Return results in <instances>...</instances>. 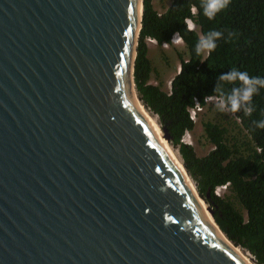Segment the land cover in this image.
Here are the masks:
<instances>
[{
    "label": "water",
    "instance_id": "water-1",
    "mask_svg": "<svg viewBox=\"0 0 264 264\" xmlns=\"http://www.w3.org/2000/svg\"><path fill=\"white\" fill-rule=\"evenodd\" d=\"M143 16L0 0V264H246L138 107Z\"/></svg>",
    "mask_w": 264,
    "mask_h": 264
},
{
    "label": "trees",
    "instance_id": "trees-1",
    "mask_svg": "<svg viewBox=\"0 0 264 264\" xmlns=\"http://www.w3.org/2000/svg\"><path fill=\"white\" fill-rule=\"evenodd\" d=\"M153 2L144 0L134 75L139 98L167 130L221 230L257 264H264V129L253 123L264 120V89L254 96L250 115L242 110L221 111L214 105L216 120L203 123L214 146L207 156L199 157L193 146L182 143L185 133L195 129L189 112L195 99L205 107L206 97H218L214 87L220 75L237 68L264 77V0H231L211 21L203 15L200 0H172L164 13H159ZM188 20L196 29L189 28ZM212 30L223 31L224 37L213 51L198 55V40ZM228 32L234 33L230 40ZM176 33L185 43L188 58H181L180 72L172 80L171 92H166L151 83L154 68L148 39L159 46L171 45ZM226 184L228 193L215 195L216 188Z\"/></svg>",
    "mask_w": 264,
    "mask_h": 264
},
{
    "label": "clouds",
    "instance_id": "clouds-1",
    "mask_svg": "<svg viewBox=\"0 0 264 264\" xmlns=\"http://www.w3.org/2000/svg\"><path fill=\"white\" fill-rule=\"evenodd\" d=\"M230 4L231 0H200V9H202L203 15L211 21L218 14L225 11ZM193 11H197V9L194 7ZM179 35V33H176L172 42H175L180 37ZM233 35L234 33L228 32V40ZM222 37H224L223 31H209L198 40L195 48L196 53L198 55L205 52L210 53L216 48V42ZM262 89H264V77L252 76L247 71L232 68L217 79L214 87V94L219 98L217 107L221 111L233 113L242 110L246 115H250L254 111L253 98ZM253 123L255 127L264 129V120L254 121Z\"/></svg>",
    "mask_w": 264,
    "mask_h": 264
},
{
    "label": "rangeland",
    "instance_id": "rangeland-1",
    "mask_svg": "<svg viewBox=\"0 0 264 264\" xmlns=\"http://www.w3.org/2000/svg\"><path fill=\"white\" fill-rule=\"evenodd\" d=\"M171 2L172 0H154L153 3L155 9L159 13H164L170 7ZM192 26L195 28L194 25ZM148 45L149 58L151 59L154 68L151 83L154 85H160L164 91L170 92L172 80L179 73L181 67V58H188L185 43L180 37H178L175 42L168 46H159L150 41H148ZM207 53L208 52H205V55H207ZM217 104L218 103L214 101L207 103V105L203 107V110L198 115V121L195 123V129L190 131L187 137V139L190 138L193 142L192 146L195 148L199 157L207 156L214 149V146L209 142L205 135L203 123L207 120H216L217 114L214 105ZM230 117H233V115L230 114ZM157 120L160 122L158 117ZM169 144L182 161L177 148H175L171 142ZM248 255L252 261L257 264L256 261L253 260V256L250 253H248Z\"/></svg>",
    "mask_w": 264,
    "mask_h": 264
},
{
    "label": "bare ground",
    "instance_id": "bare-ground-1",
    "mask_svg": "<svg viewBox=\"0 0 264 264\" xmlns=\"http://www.w3.org/2000/svg\"><path fill=\"white\" fill-rule=\"evenodd\" d=\"M191 29H196V26H195V28L192 27ZM138 107L143 112V114L148 118V120L150 121L152 127L154 128L155 132L157 133L158 137L162 141V143L166 146V148L168 149V151L175 158V160L178 163L179 167L181 168V170L185 174L186 178L188 179V182H189L190 187L195 192V186H194L192 180L189 178V175L186 173V171H185V169H184V167L182 165L181 159L177 156L176 152L171 148L169 142L165 138L164 133H163V131H162V129H161L159 123H158L157 117H155L148 109H146V107H144V105L142 103H139L138 102ZM196 197H197L200 205L203 207V209H204V211H205V213L207 215V218L209 219L210 223L217 230V232L222 236L223 240L237 253V255L239 257H241V259H243L246 262V264H255L251 260L250 256L245 251H243L240 247H236L234 244H232L226 238V236L220 231V229L218 228V226L215 224L213 218L211 217V215H210V213L208 211V205L206 203H204L201 199H199V197L197 196V193H196Z\"/></svg>",
    "mask_w": 264,
    "mask_h": 264
},
{
    "label": "built area",
    "instance_id": "built-area-1",
    "mask_svg": "<svg viewBox=\"0 0 264 264\" xmlns=\"http://www.w3.org/2000/svg\"><path fill=\"white\" fill-rule=\"evenodd\" d=\"M188 25L189 28L191 29L194 25L193 22L191 20H188ZM148 41L152 42V43H156V40L153 39H148ZM169 44H164V46H168ZM171 92V91H170ZM219 102V98L218 97H208L206 98L205 102L206 103H210V102ZM203 105L201 104V102L198 99H195V105L190 108L189 112H190V118L194 123H197L198 121V115L199 113L203 110ZM186 135L183 136L182 138V143L187 144L192 146L193 142L191 141V139H187L188 135H189V131H187L185 133ZM229 191V184L217 187L215 190V195H217L218 197H224ZM253 259L255 260V258L253 257Z\"/></svg>",
    "mask_w": 264,
    "mask_h": 264
},
{
    "label": "crops",
    "instance_id": "crops-1",
    "mask_svg": "<svg viewBox=\"0 0 264 264\" xmlns=\"http://www.w3.org/2000/svg\"><path fill=\"white\" fill-rule=\"evenodd\" d=\"M153 79V78H152Z\"/></svg>",
    "mask_w": 264,
    "mask_h": 264
}]
</instances>
